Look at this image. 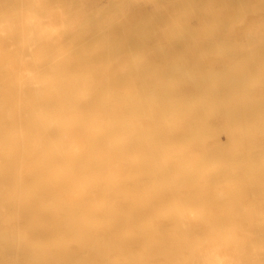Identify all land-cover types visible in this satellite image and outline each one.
<instances>
[{"label":"bare ground","instance_id":"obj_1","mask_svg":"<svg viewBox=\"0 0 264 264\" xmlns=\"http://www.w3.org/2000/svg\"><path fill=\"white\" fill-rule=\"evenodd\" d=\"M0 264H264V0H0Z\"/></svg>","mask_w":264,"mask_h":264},{"label":"rangeland","instance_id":"obj_2","mask_svg":"<svg viewBox=\"0 0 264 264\" xmlns=\"http://www.w3.org/2000/svg\"><path fill=\"white\" fill-rule=\"evenodd\" d=\"M221 140H222L223 143H225V142H224V141H225V137H224V136H222ZM223 140H224V141H223Z\"/></svg>","mask_w":264,"mask_h":264}]
</instances>
